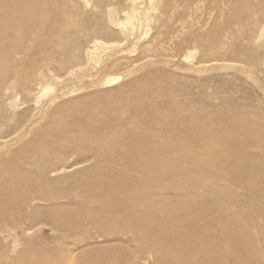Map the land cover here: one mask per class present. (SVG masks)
<instances>
[{
    "label": "bare ground",
    "instance_id": "bare-ground-1",
    "mask_svg": "<svg viewBox=\"0 0 264 264\" xmlns=\"http://www.w3.org/2000/svg\"><path fill=\"white\" fill-rule=\"evenodd\" d=\"M245 6L247 45L235 54L222 27L192 35L194 79L189 89L169 88L174 98L191 91L188 116L176 99L167 105L176 112H162L159 89L141 87L143 77L49 110L70 90L64 83L45 103L49 82L82 65L75 34L84 20L52 28L47 0H0V253L12 252L0 264H22L23 252L30 261L40 255L38 264H264V224L246 219L252 209L231 206L252 205L235 187L264 185V106L243 95V84L210 91L214 77L203 76L231 61L247 64L237 75L259 74L248 88L264 97V0ZM197 158L202 166L177 170Z\"/></svg>",
    "mask_w": 264,
    "mask_h": 264
},
{
    "label": "rangeland",
    "instance_id": "rangeland-1",
    "mask_svg": "<svg viewBox=\"0 0 264 264\" xmlns=\"http://www.w3.org/2000/svg\"><path fill=\"white\" fill-rule=\"evenodd\" d=\"M48 3L51 9L53 8L50 13L52 28H56L61 22L84 20L79 24L83 27L75 34V43L79 48L78 61L82 65H78L63 79L49 82L50 88L42 96L45 103H49L50 98L56 96L65 84L66 88L70 89L69 93L56 99L49 110H53L55 106L66 100L78 98L87 92L117 87L125 81L143 77L144 82L141 87L149 86L159 89L160 98L163 101L162 112L168 114L176 112V108L167 106L168 103H172V99H176L175 102L187 110L185 115L192 116L191 91L188 90L186 95L174 98L169 90V88L177 90L179 86L186 85H189V89L190 83L194 79L195 73L192 71V67L196 62L197 54L193 53L194 48L189 42L192 35L196 33L206 36L211 29L222 27L230 37L229 47L231 46V49L228 48L230 52L235 54L239 49L238 45H242V47L247 45L246 31L242 32L245 29L243 26L246 24L244 23L246 22L245 0H47ZM182 17L183 19H181ZM110 18L113 21H110ZM239 25H242V29L237 28ZM54 41L53 44H55ZM261 42L263 45L260 54L264 57V36ZM228 64L236 65L227 69L214 68L203 73L204 77L207 75L214 77L209 83L210 91H214L213 86H223L227 82L235 85L243 84L246 89L243 95L255 105L264 106L261 90L248 88L249 84H254V78L259 74L251 77L245 74L239 77L237 75L238 68L244 66V69L249 70L248 65L232 63V61ZM112 75H120L122 78L110 86L103 85L102 82ZM91 82H96V86L88 87ZM255 87L259 88V83H256ZM22 102V100L18 101L21 106ZM89 111H93V109H84V113ZM32 118L29 119L32 121ZM41 121L32 128L30 125V131L28 130L21 140L13 143V148L23 145L32 137L34 131L44 123V119L42 118ZM168 160L171 159L168 157ZM202 162L197 158L188 167L180 166L177 170L181 173L194 167L197 168L203 165ZM260 176L261 174L257 179ZM205 177L211 185L216 184L217 189L223 193L224 185L221 181L219 183L216 175L207 174ZM258 186L254 190L255 192L252 190L253 187L250 190L241 188L240 185L235 187L233 195H237L238 192H246L252 200V205L244 206L233 203L231 206L240 212L252 209L249 216L246 214V219L252 223L264 224V202L259 198L264 192V185L258 184ZM42 240L44 239L38 238L35 241ZM78 246L75 248L78 249ZM226 250L236 252L232 246L226 247ZM246 253L247 251L241 252L243 256ZM0 254L5 257L12 256L11 251H3ZM21 256L22 264L39 263L40 255L31 261L26 259L27 256L24 255V252ZM67 261L69 260H66L65 263ZM140 264H158V262L150 258L147 262L143 261Z\"/></svg>",
    "mask_w": 264,
    "mask_h": 264
}]
</instances>
